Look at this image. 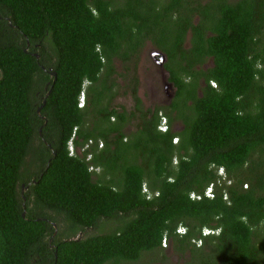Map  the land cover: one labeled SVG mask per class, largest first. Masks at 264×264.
I'll list each match as a JSON object with an SVG mask.
<instances>
[{
	"label": "trees",
	"instance_id": "obj_1",
	"mask_svg": "<svg viewBox=\"0 0 264 264\" xmlns=\"http://www.w3.org/2000/svg\"><path fill=\"white\" fill-rule=\"evenodd\" d=\"M190 1L0 0V264H127L153 252L166 264L165 238L185 264H264V0H193L198 25L184 15ZM210 9L218 21L206 27ZM147 41L178 89L165 116L142 106L135 72L134 108L114 101L126 79L116 61ZM76 128V148L94 143L70 156Z\"/></svg>",
	"mask_w": 264,
	"mask_h": 264
},
{
	"label": "rangeland",
	"instance_id": "obj_2",
	"mask_svg": "<svg viewBox=\"0 0 264 264\" xmlns=\"http://www.w3.org/2000/svg\"><path fill=\"white\" fill-rule=\"evenodd\" d=\"M46 48L47 51L50 52V46L49 44H46ZM152 50V47L150 45H147L144 50H143V54H141L140 57V61H139V66L138 68H140V70L135 74L140 81V86H139V90H138V96L143 100V104L142 106L147 109V108H154L155 106H159L158 104H161L160 102L163 101V99L161 101H155L152 100V96L153 94L150 92L149 90V81L152 80H156L157 82L155 83V90L161 89V82H162V76L158 75L157 76V69L154 67L151 58H150V51ZM116 65V63H115ZM120 65V66H119ZM121 65L122 63L119 62L117 63V66L121 72ZM126 76V75H125ZM128 77H131V75L128 73ZM156 77V78H155ZM123 81V79H122ZM119 82H121V79H119ZM164 103V102H162ZM115 105L121 106V107H125L124 109L127 110L128 112H130L133 108H134V102L131 98V96H123L121 95L118 100L115 102ZM137 126H136V121L133 120L131 121L129 124L126 125V129L128 134H132L136 131ZM39 142L38 139H35V148H37ZM100 146L102 145V142L99 144ZM31 162H32V154L28 155V157L26 158V164L25 167L23 168V172L24 175L27 176V174H33L36 171V165H32L31 166ZM94 170H96V168H94ZM99 174H102L101 170H96ZM100 176V175H99ZM108 179V177H107ZM21 185V184H20ZM147 190V189H146ZM27 190L24 191V193ZM148 191V190H147ZM116 222H103L100 224V226L96 229H90L85 231L84 233H76V235H74L73 237L75 239H84L86 237H90L93 235H98L101 233H107L109 232L112 228H114V226L116 225ZM57 228V232L55 234V237H57L59 234L60 236V240H64L67 238V234L65 233V229H64V224L62 221H60L59 226H56ZM163 248L166 249V256H167V262L166 264H181L182 261L186 262L188 260V255L186 254V252L183 254H179L177 253L173 247L170 246L169 243V239L167 244L164 246ZM161 256L160 254H156V252L153 253H144L141 257V259L135 263H127V264H162L160 262Z\"/></svg>",
	"mask_w": 264,
	"mask_h": 264
},
{
	"label": "flooded vegetation",
	"instance_id": "obj_3",
	"mask_svg": "<svg viewBox=\"0 0 264 264\" xmlns=\"http://www.w3.org/2000/svg\"><path fill=\"white\" fill-rule=\"evenodd\" d=\"M160 1L163 4V3H165L166 1H169V0H157V2H159V3H160ZM198 1H200V3L202 5H204V6L209 2V0H198ZM212 4H214V1H213ZM197 7H198L197 4L195 6V3L193 4V0H191L190 1V5H188V7H187L188 9H187L186 13L185 14L183 13L184 15H186L190 11L189 12L190 13V22H193L195 25H198L201 22V19H200V16H199L200 12L197 11ZM194 11H195V13H193ZM192 14H193V16H192ZM217 14L218 13H216V9H214V10L210 9L209 14L208 15L207 14L204 15L205 17L208 18L207 23L205 24L206 27H208V26L212 27L213 24H215L218 21V20H216L214 18ZM207 33H208V37L212 36L210 31H207ZM192 38H193L192 29L189 28L187 30V32H186V40H185V43H184L185 48H191L192 47V45H191ZM147 45H150L152 47V50L150 51V58H151V61H152L153 65H154V67L157 69V76L158 75L162 76L161 89L155 90L156 89L155 88V83L157 82V79L154 80V81H152V80L149 81V90L153 94L152 100H155V101L158 102V101H161L163 99L162 102H164V103L160 102L161 104H158L159 106H155L154 108H152V110L155 111L157 108H165L164 110L160 111V113H159L160 114L159 116H165L164 114L166 112H171L172 111L171 106H172L173 102L175 101V99L177 97L178 89L176 91V96L172 100H170L171 91L170 90L168 91V89H166V87L164 85V79H163L164 73L165 72L168 73V71L166 69V66L168 64V57H167L165 52H163L160 48L156 47L151 41H147L142 46V48L140 49L138 55L134 54V55L131 56L130 60L125 62V64L122 63L121 72L126 75L125 76V78H126L125 80L126 81L125 80H123V81L121 80L120 85L122 86V89H121L120 93L124 97L125 96H131V91L127 87L128 83H126L127 79L130 80V77H128V73L130 75H132L134 72L137 73L140 70V68H138L140 57H141V54H143V50H144V48ZM156 52L161 53L160 55L166 56L167 59H166L165 63L161 61V56L155 54ZM119 62L120 61H116V65ZM204 68L207 69L208 65H206ZM117 69L119 70L118 66H117ZM119 72H120V70H119ZM201 85L204 87L206 85V82L204 80H201ZM139 86H140V82H139ZM139 86H138V90H139ZM201 94H202V92L199 90V95L202 96ZM118 98L116 97V99L114 101L116 102L118 100ZM131 98H132V96H131ZM142 103H143V100H142ZM177 114H178L177 110L173 111L172 116H176ZM167 123H168V120H167ZM173 127H174V131L178 132V133H180L181 131H183L185 129V125H183L180 122L174 123ZM178 143H179V140H178ZM22 188H23L22 190H23V193H24L25 186H23ZM169 243H170V246L173 247L174 250H175L176 243L173 241L172 238L169 239ZM201 246H203V244ZM201 246L197 245L198 248L201 247ZM188 254H189V251H188ZM187 258L189 259V256ZM182 262H183V264H185L184 261H182Z\"/></svg>",
	"mask_w": 264,
	"mask_h": 264
},
{
	"label": "clouds",
	"instance_id": "obj_4",
	"mask_svg": "<svg viewBox=\"0 0 264 264\" xmlns=\"http://www.w3.org/2000/svg\"><path fill=\"white\" fill-rule=\"evenodd\" d=\"M212 84H215V83H212ZM216 85V84H215ZM214 87V86H213ZM83 92H85V89L83 90ZM80 98V97H79ZM85 104H86V92H85ZM85 107V106H84ZM83 107V108H84ZM166 121V125H167V127L169 128V126H168V123H167V118H162V121H161V123H160V125H159V129H160V127L162 126V123H163V121ZM168 130V129H167ZM76 138H77V136H76ZM71 140V139H70ZM76 140V139H75ZM178 140L179 139H175V141H174V143H178ZM89 142H92V144L94 143L93 141H89ZM89 142L87 143V144H89ZM101 143V142H100ZM86 144V145H87ZM91 144V145H92ZM74 145H75V141H74ZM85 145V146H86ZM90 145V146H91ZM102 145H103V143H102ZM102 147V146H101ZM100 147V145H99V148H101ZM75 148H76V146H75ZM85 148V147H84ZM83 148V149H84ZM68 149H69V147H68ZM83 149H78V148H76V151H77V153H80V152H83ZM82 150V151H81ZM69 154H70V151H69ZM76 155V154H75ZM75 155H71L70 154V156H75ZM89 160V159H88ZM219 174L220 175H225V171H224V169L223 168H221V169H219ZM208 189H211L212 190V188H208ZM208 189L206 190V192H205V196L207 197V198H212V197H210L209 195H208ZM145 192H148L146 189H145ZM191 199L192 200H194V199H197V200H200V196H196V194H194V193H192L191 194ZM219 230L218 231H214V230H210V229H208V228H204L203 230H202V236L203 237H209V236H212V235H218L219 234ZM177 233L179 234V235H186L187 234V230H186V228L184 227V226H182V225H180L179 227H178V229H177ZM167 242H168V239H164L163 240V245L165 246L166 244H167ZM193 243H195V244H197L198 246H201L202 245V239H200L199 241H196V240H194L193 241Z\"/></svg>",
	"mask_w": 264,
	"mask_h": 264
},
{
	"label": "built area",
	"instance_id": "obj_5",
	"mask_svg": "<svg viewBox=\"0 0 264 264\" xmlns=\"http://www.w3.org/2000/svg\"><path fill=\"white\" fill-rule=\"evenodd\" d=\"M214 87H216L215 84H212ZM85 106V92L82 91L81 95H80V98H79V107L80 108H83ZM168 127L166 125V121L164 120L163 123H162V126L160 127V130L162 131H167ZM76 132H77V128L74 130V134L72 135V138L71 140L69 141L68 143V147H69V151H70V154L71 155H75L77 154V151H76V148H75V145H74V141L76 139ZM92 144V142H89V144H87L85 146V148L83 149L86 150L90 147V145ZM102 146V145H101ZM100 146V147H101ZM88 159H90V156L88 157ZM208 195L210 197H213V193H212V190L211 189H208Z\"/></svg>",
	"mask_w": 264,
	"mask_h": 264
},
{
	"label": "water",
	"instance_id": "obj_6",
	"mask_svg": "<svg viewBox=\"0 0 264 264\" xmlns=\"http://www.w3.org/2000/svg\"><path fill=\"white\" fill-rule=\"evenodd\" d=\"M155 54L161 56V61L162 62H164V63L166 62V59H167L166 56L160 55L161 53H158V52H156ZM36 58L38 59L39 56L36 55ZM163 79H164V85H165L166 89H168V91L169 90L171 91L170 100H172L176 96L177 88L175 87V85L172 82H170V75H169V73L165 72ZM44 105H45V102H44ZM40 112H41V109L38 110V113L39 114H40ZM23 217H25V213L23 214ZM54 227H55V234H56V232H57L56 225H54Z\"/></svg>",
	"mask_w": 264,
	"mask_h": 264
}]
</instances>
